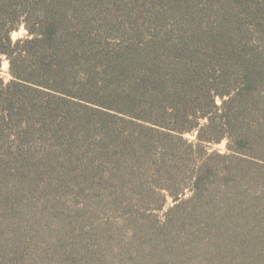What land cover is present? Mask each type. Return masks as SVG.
<instances>
[{"label":"rangeland","instance_id":"obj_1","mask_svg":"<svg viewBox=\"0 0 264 264\" xmlns=\"http://www.w3.org/2000/svg\"><path fill=\"white\" fill-rule=\"evenodd\" d=\"M43 1L12 0L4 10L34 20ZM60 2L75 13L71 26L92 33L101 72L114 61L128 73L149 70L143 60L163 45L162 60L221 76L224 90L239 76L245 90L221 111L243 142L230 144L235 152L226 139L204 144L212 160L195 196L185 185L195 174L154 176L120 148L100 163L89 135L45 155L0 149V264H264V0ZM26 36L24 23L11 33ZM10 78L3 58L0 79ZM181 186L175 201L169 194Z\"/></svg>","mask_w":264,"mask_h":264},{"label":"trees","instance_id":"obj_2","mask_svg":"<svg viewBox=\"0 0 264 264\" xmlns=\"http://www.w3.org/2000/svg\"><path fill=\"white\" fill-rule=\"evenodd\" d=\"M10 1L0 0V66L5 58L11 77L7 83L0 79V128L8 132L0 136V149L10 156H17L15 151L45 155L59 140L73 144L89 135L92 142H84L100 163L120 148L137 165L152 173L156 169L154 176L183 169L185 177L195 174L185 181L195 196L204 180L199 173L208 172L212 160L204 144L226 139L232 152L230 144L242 145L243 139L230 134L229 114L221 111L245 90L239 76L238 86L224 90L225 84L217 83L221 76L200 75L193 64L177 67L162 60L163 45L150 48L143 60L152 64L149 70L128 73L125 63L114 61L104 64L102 73L92 64V33L71 26L75 13L60 11L62 0H44L37 19L24 17L23 22L16 10H4ZM21 23L27 36L13 41L11 33ZM187 133H196L195 140L184 139ZM44 141L52 147H40ZM184 189L169 196L177 201Z\"/></svg>","mask_w":264,"mask_h":264}]
</instances>
